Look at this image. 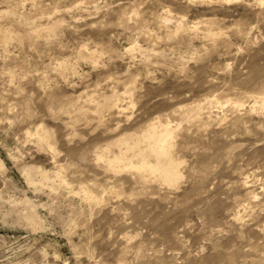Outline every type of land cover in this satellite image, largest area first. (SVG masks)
<instances>
[{
  "label": "rangeland",
  "instance_id": "obj_1",
  "mask_svg": "<svg viewBox=\"0 0 264 264\" xmlns=\"http://www.w3.org/2000/svg\"><path fill=\"white\" fill-rule=\"evenodd\" d=\"M0 264H264V0H0Z\"/></svg>",
  "mask_w": 264,
  "mask_h": 264
},
{
  "label": "bare ground",
  "instance_id": "obj_2",
  "mask_svg": "<svg viewBox=\"0 0 264 264\" xmlns=\"http://www.w3.org/2000/svg\"><path fill=\"white\" fill-rule=\"evenodd\" d=\"M174 131L170 125L163 126L161 123H152L142 134L130 135L120 141L118 140L119 146L117 145V147L120 148L118 155L109 156L110 150L107 149L103 155L97 156L98 161L105 162L108 168L112 170L120 167L132 168L143 175V177L149 175L155 180L169 185V187H176L182 180L183 175L179 170L180 163L174 159L172 154ZM37 136L42 143H48L46 135L38 134ZM130 153H133L134 157L138 159V165H135L130 160L128 157ZM35 174L36 172L31 169L25 172V178L28 183L35 184ZM38 175H41V179L45 183L50 178L43 170L42 172L39 171ZM83 192L85 200L97 201L90 191L84 189Z\"/></svg>",
  "mask_w": 264,
  "mask_h": 264
}]
</instances>
